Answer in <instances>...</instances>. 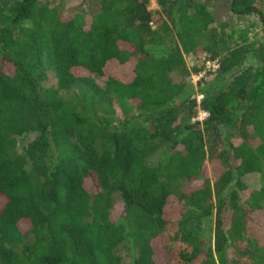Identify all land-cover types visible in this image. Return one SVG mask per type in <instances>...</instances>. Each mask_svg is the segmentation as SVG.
<instances>
[{
  "label": "trees",
  "instance_id": "obj_1",
  "mask_svg": "<svg viewBox=\"0 0 264 264\" xmlns=\"http://www.w3.org/2000/svg\"><path fill=\"white\" fill-rule=\"evenodd\" d=\"M155 1L0 0V264H264V0Z\"/></svg>",
  "mask_w": 264,
  "mask_h": 264
},
{
  "label": "rangeland",
  "instance_id": "obj_2",
  "mask_svg": "<svg viewBox=\"0 0 264 264\" xmlns=\"http://www.w3.org/2000/svg\"><path fill=\"white\" fill-rule=\"evenodd\" d=\"M54 1H57V0H54ZM95 3H96V0H92L91 5H94ZM208 5L211 8V11L213 13L214 19L217 22V24L225 22L226 23L225 27H229V26H232L233 24L235 25V24H238V23H241V25H243V22L247 21V19L244 18V17L236 19V18H233L229 14V11H228V0H217L216 2L210 3ZM149 7L150 8H156L157 7L156 1L155 0H149ZM257 36H258V34H257ZM201 44L203 45L204 43H201ZM201 53H203L202 49L198 48L196 51H194L192 53L184 54V59H185L186 66H187V68L190 69L191 72L193 71L194 68H200L201 63H200V61H197L196 58ZM195 75H197V74H193L192 73L187 78V81L191 82L193 85H196V82L198 80V79H196ZM211 75L213 76L214 74H211ZM96 79L98 81H103L102 77H96ZM43 83L46 86H54V85H56V78H55L53 72H51V71L48 72V78ZM62 94H63L64 97H69L71 93L70 92H63ZM196 100H197V97H196ZM203 117H204L203 114L200 113V111H199L198 115L195 118H193V120H202ZM199 118H202V119H199ZM27 139L28 138H25L24 141L20 142L18 148L22 149V147L24 146V143L27 141ZM205 166H206V169H207V173L210 176H212L213 175L212 174V167H210L209 163H206ZM260 177H261L260 174L252 173V174L247 175L245 177V180L248 182L249 186L252 189H257V188H260V186H261V178ZM193 185L190 183L187 186V189L193 188ZM172 207H173V205L169 206V211L173 210ZM120 209H121V206L119 204V197L117 195H115L113 208L111 210V218L113 220H116L118 218V216L120 214ZM174 211L177 213V209H175ZM117 252H119L118 254H120L121 257H122V263L123 264H129V262L131 260V252H130V250L128 248H126V247H123ZM158 253L160 255L162 254L161 251H158Z\"/></svg>",
  "mask_w": 264,
  "mask_h": 264
},
{
  "label": "built area",
  "instance_id": "obj_3",
  "mask_svg": "<svg viewBox=\"0 0 264 264\" xmlns=\"http://www.w3.org/2000/svg\"><path fill=\"white\" fill-rule=\"evenodd\" d=\"M196 59L197 61H200V67L202 68V70L197 75H195L196 79H199L206 72H215L219 68L218 60H211L205 52L199 54ZM196 97L197 100L200 101L203 98V94H197ZM200 113H202L204 117L208 115L205 111H200Z\"/></svg>",
  "mask_w": 264,
  "mask_h": 264
}]
</instances>
